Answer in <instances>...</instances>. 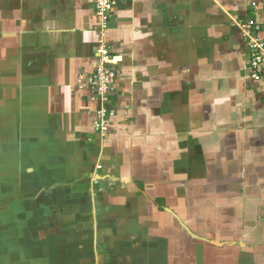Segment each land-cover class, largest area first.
Returning a JSON list of instances; mask_svg holds the SVG:
<instances>
[{
  "label": "crops",
  "instance_id": "1",
  "mask_svg": "<svg viewBox=\"0 0 264 264\" xmlns=\"http://www.w3.org/2000/svg\"><path fill=\"white\" fill-rule=\"evenodd\" d=\"M260 0H0V264H264ZM100 166V167H98Z\"/></svg>",
  "mask_w": 264,
  "mask_h": 264
},
{
  "label": "built area",
  "instance_id": "2",
  "mask_svg": "<svg viewBox=\"0 0 264 264\" xmlns=\"http://www.w3.org/2000/svg\"><path fill=\"white\" fill-rule=\"evenodd\" d=\"M254 14L264 13V0L252 1L250 3ZM117 9V0H94V12L98 25L99 43L96 46L97 61L94 73L88 78V82L93 91V98H99L101 107L97 111L94 127L102 134L108 125L109 117L114 114L104 106V102L109 98V93L113 89L115 71L110 66L112 56L109 54V47L106 44V32ZM241 30L248 40L249 46V71L254 80L264 79V39L257 34L261 30V25L257 17H250L241 20L239 23ZM100 167V166H98Z\"/></svg>",
  "mask_w": 264,
  "mask_h": 264
}]
</instances>
